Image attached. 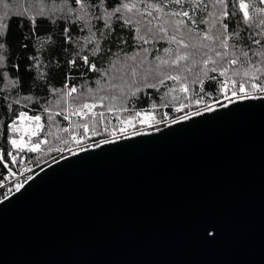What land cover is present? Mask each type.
Returning <instances> with one entry per match:
<instances>
[{
    "label": "water",
    "instance_id": "1",
    "mask_svg": "<svg viewBox=\"0 0 264 264\" xmlns=\"http://www.w3.org/2000/svg\"><path fill=\"white\" fill-rule=\"evenodd\" d=\"M90 147L0 202V264H264V98Z\"/></svg>",
    "mask_w": 264,
    "mask_h": 264
},
{
    "label": "snow or ice",
    "instance_id": "2",
    "mask_svg": "<svg viewBox=\"0 0 264 264\" xmlns=\"http://www.w3.org/2000/svg\"><path fill=\"white\" fill-rule=\"evenodd\" d=\"M13 18L21 30L16 44L9 39ZM37 18L64 23L60 47L68 58L63 83L55 87L46 73H40L28 91L42 87L44 95H21L20 64L11 49L16 47L21 55L30 48L39 51L33 43L43 46ZM74 30L83 35L74 36ZM47 40L55 42L51 36ZM25 59L35 61L27 70H40L36 55ZM76 80L82 82L73 83ZM206 81H214L209 85L214 91L205 89ZM162 87L166 90L161 93ZM147 89L160 94L153 99ZM141 95L151 101L147 107L128 105ZM262 98L264 0H0V165L7 172L0 188L8 193L19 192L33 179H20L18 173L31 172L27 163L33 159L39 166L45 152L76 155L72 145L83 152L128 138L129 133L160 131L161 124L171 126L216 111L217 105L226 108L236 101ZM193 105L195 112L185 111ZM98 108L120 113L114 116L118 124L109 128L105 112ZM164 109L183 115L173 117ZM57 116L69 125L61 127ZM105 134L107 138L94 144L85 143L90 136ZM9 164L23 167L14 171ZM5 181L14 183L8 186Z\"/></svg>",
    "mask_w": 264,
    "mask_h": 264
},
{
    "label": "trees",
    "instance_id": "3",
    "mask_svg": "<svg viewBox=\"0 0 264 264\" xmlns=\"http://www.w3.org/2000/svg\"><path fill=\"white\" fill-rule=\"evenodd\" d=\"M18 21L16 20V18H13V20L11 21V25H12V32L10 33L9 39L13 41L14 44H16L19 40H20V34H21V30L20 28H18L17 25ZM36 31L38 33V35L41 38V41H43V46H41L40 42L38 41H33V43L36 44L37 48L39 49V51H34L33 49H29L28 52L25 55H36L38 57V61L41 63V68L39 71H37L36 69H32L31 71L27 70L26 66L30 63H35V61H28L25 59V55H21L20 51H17L16 47H13L11 49V52L14 54L15 56V62L20 64V71L18 73V75H20L21 78V87H22V92L21 95H39V96H43L44 95V89L42 87H37L34 88L32 90L31 93H29L28 88L29 86L32 85L33 83V77L39 75L40 73H46L47 76L50 79V82L52 83L53 86L55 87H60L63 83V78H64V64L66 59L68 58L61 50V40H60V31L64 26L63 21H57L56 23H51L50 21H48L47 19H41V18H37L36 21ZM24 27L25 29H27L28 27V22L25 21L24 22ZM25 34H27L25 32ZM74 36L75 35H83V33H77L75 32V30L72 33ZM51 36L53 42H50L47 40V37ZM166 45H159V47H164ZM113 51H115V48L113 49ZM12 59V57L10 56V60ZM59 60L60 63L56 64L55 61ZM8 70L11 71V64L8 65ZM194 72L196 71L195 69L193 70ZM74 75L76 73H73ZM212 75H216V74H212ZM94 76V74H88V78L91 79ZM81 80H76L73 81V83L79 84L81 83ZM36 83L38 85H42L43 81H36ZM167 85L172 86L173 82L172 81H167L166 82ZM210 83L214 84L213 82H205V89L207 91H214V88L210 87ZM71 86V84L69 85ZM93 87H95L94 85H92ZM178 87V86H177ZM165 88H161L160 92L162 93L163 91H165ZM147 92L151 93L152 98L156 99V97L160 94L155 92V90L152 89H147ZM222 99V98H221ZM159 103V101H157ZM41 103H43V101H41ZM104 103H108V101H105ZM128 105L131 107H134L135 109L139 110L141 108L147 107L148 104L151 103L150 100H148L145 96L141 95V97L139 99H133L130 101H127ZM15 107V106H14ZM30 108L36 107L33 105H29ZM200 108L203 107V105L199 106ZM98 111H104L105 112V116L107 117V125L109 128H111L113 125H117L118 121L114 118L115 115H121L118 112H107L106 109H97ZM165 111H169L171 113V115L174 116H178V115H183V113H175L173 109H164ZM197 110V106L193 105L191 109H185V111H192L195 112ZM38 111V108H37ZM30 115L33 114L32 112L29 113ZM123 116H126L127 113H123ZM57 120L60 121V126L61 127H65L69 125V121H65L63 120L62 116H57L56 117ZM77 118L73 117V120L75 121ZM42 123H46V118L42 116ZM165 126L164 124L159 125V127H163ZM139 127V125H138ZM130 134V133H129ZM41 136H43V133H41ZM107 138L106 134L105 135H100V136H90V138L88 140L85 141L86 144H94L96 141L101 140V139H105ZM35 139V137L33 138ZM51 139V138H49ZM76 147L75 145L71 146ZM78 148H76L77 150ZM61 155V153H52V154H48V153H43L40 155V159H39V166H37V161L35 159L32 160L31 163H27V167L29 168H38V167H42L43 165L49 163L50 161H53L54 159H56L57 157H59ZM28 157H36L37 154L36 153H27ZM7 159V158H6ZM9 167H13L11 164H9ZM23 165L18 164L16 167H13L14 171H17V168H21L22 169ZM7 175L6 169H3V166L0 165V179H3L4 176ZM6 182V181H5Z\"/></svg>",
    "mask_w": 264,
    "mask_h": 264
},
{
    "label": "built area",
    "instance_id": "4",
    "mask_svg": "<svg viewBox=\"0 0 264 264\" xmlns=\"http://www.w3.org/2000/svg\"><path fill=\"white\" fill-rule=\"evenodd\" d=\"M130 135H133V134H129ZM74 152H79V149L78 150H73ZM71 155L70 153H68L67 151H65L64 153H61V155L59 157H57L56 159H54L53 161H51L50 163L42 166V167H38V168H31L32 171L31 172H28V173H18V175L20 176V179H23L24 178V175H31V176H34L36 173H38L40 170H42L43 168H45L46 166L66 157V156H69ZM29 181H27L24 185V187L19 191V192H16L15 189H13V192L11 193H8L6 188H0V202L6 198H9L15 194H18L20 193L21 191H23V189L25 188L26 184L28 183ZM8 186H12V183H14V181H6L5 182Z\"/></svg>",
    "mask_w": 264,
    "mask_h": 264
},
{
    "label": "rangeland",
    "instance_id": "5",
    "mask_svg": "<svg viewBox=\"0 0 264 264\" xmlns=\"http://www.w3.org/2000/svg\"><path fill=\"white\" fill-rule=\"evenodd\" d=\"M222 102H223V103H227V101H222ZM218 107H220V106L217 105L216 108H218ZM202 108H203V107H202ZM193 116H194V115H193ZM150 130H152V129H145V131H150ZM25 139H27V137H25ZM76 148H77V147H73V150H76ZM77 150H78V149H77ZM50 162H51V161H50ZM50 162H49V163H50ZM47 164H48V163H47ZM45 165H46V164H45ZM43 166H44V165H43Z\"/></svg>",
    "mask_w": 264,
    "mask_h": 264
}]
</instances>
